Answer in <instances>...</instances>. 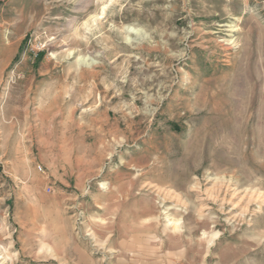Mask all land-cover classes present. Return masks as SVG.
<instances>
[{
    "label": "rangeland",
    "instance_id": "rangeland-1",
    "mask_svg": "<svg viewBox=\"0 0 264 264\" xmlns=\"http://www.w3.org/2000/svg\"><path fill=\"white\" fill-rule=\"evenodd\" d=\"M0 264H264V0H0Z\"/></svg>",
    "mask_w": 264,
    "mask_h": 264
}]
</instances>
